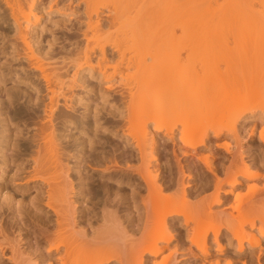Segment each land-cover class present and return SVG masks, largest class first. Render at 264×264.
I'll return each instance as SVG.
<instances>
[{
  "label": "bare ground",
  "instance_id": "1",
  "mask_svg": "<svg viewBox=\"0 0 264 264\" xmlns=\"http://www.w3.org/2000/svg\"><path fill=\"white\" fill-rule=\"evenodd\" d=\"M2 1L26 51L0 59V264H264V188L237 190L264 168V0H81V42L45 46L71 0ZM131 64L176 87L112 89Z\"/></svg>",
  "mask_w": 264,
  "mask_h": 264
},
{
  "label": "rangeland",
  "instance_id": "2",
  "mask_svg": "<svg viewBox=\"0 0 264 264\" xmlns=\"http://www.w3.org/2000/svg\"><path fill=\"white\" fill-rule=\"evenodd\" d=\"M76 1H78V2H76ZM70 2H71V5H72V6H71L70 3L68 2L70 6H68V7L66 8V10L68 9L67 11H64V12H63L64 9H63V10L61 9V11H60V12H62V13H64V14H67L68 17H67V16H66V17H67L68 19H70V20L65 21L64 18H63V20H62V18L59 17V20H60V21H59L58 24L56 25V26H58V27L55 26V27H56V28H55V27L51 26V27H52V28H51V27H50V25H52V24H51V23H52L51 21H53L54 18H53V20H50V22H51V23H49L50 25H49V24H45V23H43V21H45V19L43 18V21L40 23V26H43V25L45 24V25L47 26V28L44 26L46 30L44 29L45 31H43V33L41 32V34H42L41 37H40V38H41V39H40L41 41H40V40H39V41L42 42V43L45 42V43H43L42 45L45 46V45H46V41H48V40L51 38V36H52V35L50 34L51 32H53L54 35L57 37V40H56L57 42H55V43H58V44H59V43L62 44L61 42L65 43V44H68V43L71 42V39H72L73 41H74V38H75V40L77 39L75 36L78 37V35H76V34L73 33V32H74V28H76L77 26H80L79 23H81V22H80V20H81V13H79V12H81V0H73V1L71 0ZM1 3L5 4L2 0H0V4H1ZM72 3H73V4H72ZM74 3H75V4H74ZM3 4H1L2 7H1V5H0V10H1V8H2V10L0 11V14L3 13L4 16H5L6 18L8 17L7 19H9V21H10V18H9L10 15H9L8 8H7L6 6H4ZM3 7H4V10H3ZM5 7H6L7 10L5 9ZM3 11H4V12H3ZM6 12H7L8 14H7ZM6 15H7V16H6ZM8 15H9V16H8ZM78 15H79V17H77ZM56 16H58V14H57V15H56V14H53V17H56ZM66 17H65V18H66ZM56 18H57V17H56ZM56 18H55V20H56ZM75 19H76V20H75ZM66 20H67V19H66ZM9 21H7V22L9 23ZM46 21H48V20H46ZM56 21H58V20H56ZM64 21H65V22H64ZM69 21H70V22H69ZM48 22H49V21H48ZM1 23H2V22H1ZM77 24H78V25H77ZM1 25H2V24H0V27H1ZM7 25H8V27H9V28H8L9 30L5 27V26H7ZM40 26H39V27H40ZM3 27H5V28H3ZM10 27L13 28V26H11V22H10L9 24H6V25L2 26V27H1L2 30H1V28H0V37H1V38H0V40H1L0 42L3 43V44H4V42H5V45H2L3 47H2L1 44H0V46H1L0 48H2L1 51L5 50V51H3V52L0 51V59L3 60L2 58H4V56L7 57L9 54L12 55L13 53H15V52H14V50L16 49L15 44H14V47H13V45L11 46V44L16 43L17 40H18V43H16V46H17V50H16V52H17L18 50H20L21 55H20V54H19V55L13 54L14 56H13V55H12V56H8L7 58H5V61H3L4 63H6L4 66H3V62L0 61L1 64H2V67H3V68H1V65H0V68L3 69L5 73L7 72L5 69L9 68V67H10L9 65H11V66H12V65L17 66V64H19V62L17 63V61H16V63H14V62H15L14 59H16V57L18 56L19 59H16V60H18V61L21 60L22 57L24 58V54L22 55V52L26 51V48L23 47V46H25V45H24V43H22V42H23V41H22V38H21V37L19 38V37L17 36V33H16V32H15L16 35H11V32H10L11 29H10ZM48 27H50L51 29L48 28ZM72 27H73V30H72ZM41 28H42V27H41ZM54 28H55V29H54ZM5 29H7L8 31L5 30ZM39 29H40V28H39ZM3 30H4L5 32L7 31V32H6L7 35H8V33H9L8 38H6V39H5V37H7V36H6L5 33H3ZM11 31H12V34H13V33H14V30H11ZM75 32H76V30H75ZM15 33H14V34H15ZM78 33H79V32H78ZM78 33H77V34H78ZM3 34H5V35H3ZM19 34H20V33H19ZM56 34H57V35H56ZM79 34H80V35H79V37H78L77 40H79V41L81 42V39H82V37H81V32H80ZM10 35H11V36H10ZM20 35H21V34H20ZM20 35H19V36H20ZM22 35H23V33H22ZM12 36H14V37H12ZM15 36H16V38H17V37H18V38L14 40ZM73 36H74V37H73ZM69 37H73V38L70 39ZM11 38H12V39H11ZM65 38H67L68 40H67V39L65 40ZM3 39H5L6 41H3ZM9 40H12V42H13V41H15V42L12 43V42L9 41ZM50 40H51V39H50ZM50 40H49V41H50ZM64 40H65L66 42H64ZM69 41H70V42H69ZM73 41H72V42H73ZM74 42H75V41H74ZM6 43H7V44H6ZM22 44H23V45H22ZM9 46H11V50H9V49H10ZM58 46H59V45H58ZM4 47H5V48H4ZM6 47H7V48H6ZM12 47H13V51H12ZM54 47L57 48V45L55 44ZM18 52H19V51H18ZM20 52H19V53H20ZM5 53H6V54H5ZM15 55H16V56H15ZM19 56H20L21 58H20ZM8 58H9V59H8ZM10 58H11V59H10ZM12 59H13V60H12ZM6 60H7L9 63H8ZM22 60H23V59H22ZM12 61H14V62H13L14 64L11 63ZM23 62H24V61H23ZM23 62H22V63H23ZM25 65H26V64H25ZM115 65H116V63L113 64V66H115ZM131 65H132V64H131ZM131 65H130V66H131ZM5 66H8V67L6 68ZM123 66H124V65H123ZM128 66H129V65H127L126 67H128ZM130 66L128 67L129 70L126 69V67L123 68V74H122V75L125 77V79L121 78V79H122V83H120V82H121V79L118 78L119 76H117L116 81H115V85L113 86L112 89H115L116 91H120V90L125 91V90H127V89H129V88H132V89H149V88H150V89H154V88L157 89V88H158V89H161V90H162V89H165V90H166V86H167L168 84L171 83L170 85H172V83L177 82V79H175V80H172V82H171V80H169L170 83H167V84H166V82H164L163 84H162V82H161V83H158V84L156 83L157 86H156V84H155V85H148V84L144 85V84H140V85H141V86H140L138 83L142 81V79L145 77L146 74L143 73L141 70H139V68L137 69V67H135V65H132L131 67H130ZM133 66H134V67H133ZM124 69H126L125 72H124ZM136 72H137V73H136ZM125 73H126V75H125ZM138 74H139V75H138ZM143 74H144V75H143ZM137 75H138V76H137ZM139 76H140L141 78H142V77H143V78L141 79ZM126 77H127V78H126ZM117 79H118V81H120V82H118ZM119 79H120V80H119ZM137 80H138V81H137ZM9 82H11V80L7 81V86H8V87L11 86V84H10ZM117 82H118V83H117ZM137 82H138V83H137ZM131 83H132V84H131ZM133 83H134V85H133ZM9 84H10V85H9ZM137 84H138V85H137ZM159 84H160V85H159ZM147 86H148V88H147ZM150 86L153 87V88H151ZM159 86H160V87H159ZM8 87H7V88H8ZM142 87H143V88H142ZM164 87H165V88H164ZM168 87H169V86H168ZM172 87L175 88V87H176V84H173ZM174 88H171V87H170L169 89H174ZM167 89H168V88H167ZM163 91H164V90H163ZM116 99H119V96H118V95H116ZM90 107H91V108L93 107V103L90 104ZM80 108H81V107H80ZM80 110H81V109H80ZM141 110H142V109H138V111H141ZM170 112H172V111H170ZM170 112H169V113H170ZM173 112H175V110H174ZM173 112H172L171 114H173ZM169 113L167 112L166 114H165V113H163V114H165V116H166V115L169 114ZM171 114H170V115H171ZM177 114H178V113L175 112V116H176ZM170 115L168 116V117H170V118L172 117V118L170 119V121H171V120H172V121H175V120L177 119V118H176V119H173V116H172V115L170 116ZM173 115H174V114H173ZM175 116H174V117H175ZM168 117H167V118H168ZM178 118H179V115H178ZM249 123H251V121H250ZM249 123H248V125H249ZM248 125H247V127H248ZM161 134H163V131H161ZM257 139H258V138H257ZM222 140H223V138H222ZM224 140H227V139H224ZM224 140H223V141H224ZM223 141H221V142H223ZM247 141H248V140H247ZM249 143L251 144V141H249ZM165 144H166V142H165ZM167 144L170 145V146L167 148V149H168V152H167V154H165V157H167V159L169 158V162H170V164H175V162H174V161H175V158H174L173 153H172V144H170V142H167ZM206 151H207V150H205V152H206ZM220 151H221V152H220ZM202 152H204V150H203ZM219 152H220V154H219ZM219 152H218V149H217V154H218V155H217L216 153H215V155H214L215 158H216V162H215L216 164H218V162H219V164H220V163L222 162L221 159L224 160V158H227V160H228V158H229V153L226 154V152H225L224 150H222V149H219ZM165 153H166V152H165ZM222 153H224V154H226V155H221ZM220 156H222V158H220ZM223 156H224V158H223ZM225 156H228V157H225ZM248 159H250V158H246V160H248ZM227 160H225V161L227 162ZM220 161H221V162H220ZM198 162H200V161H198ZM200 163H201V162H200ZM200 163H199V164H200ZM84 165H85V166H84ZM86 165H87V166H86ZM201 165H202V166H201ZM263 165H264V164H263ZM83 167H84V168L86 167L85 169L90 170L91 172L94 171V170L90 169L91 166H89V164H87V163H85V162L83 163ZM199 167H200V169H201V170H200L201 173H199L200 171L198 170V175H199L198 177H199V179H201V180H202V179H205L206 177H208V175H211V177H213V176H212V173H211L209 170H206L207 168L205 167V165H204L203 163H201L200 166H198V168H199ZM256 167H258V166H256ZM256 167H254V169H255ZM88 168H89V169H88ZM198 168H197V169H198ZM205 168H206V169H205ZM260 168H261V167H260V165H259L258 169L256 168L255 171H258ZM261 169H263V170H261ZM261 169L259 170V172H261V173H258V172H257L258 177L256 176V177H254V178H252V179H249V180L245 181V184H243V185L241 186V187H243V188L239 187L240 189H237V190H238V191L240 190V192H242V193L246 192V189L248 188V187H246V186H248L247 184H251V185L253 184V186H251V185H250V186L253 187L254 189H255V188H257V189L264 188V175H263V174H264V172H263V171H264V168H261ZM251 171H253L252 174H254L253 167H252V170H251ZM262 172H263V173H262ZM202 173H203V174H202ZM249 173H250V175H251V172H249ZM201 174H202V176L200 177ZM207 174H208V175H207ZM260 174H261V175H260ZM248 175H249V174H248ZM262 175H263V176H262ZM204 176H205V178H204ZM198 177H197V180H199ZM6 182L9 184V180H8V179H7L4 183H6ZM7 183H6V184H7ZM192 184L195 185V182H193ZM254 185H255V186H254ZM5 186L8 187V185H5ZM227 187H228V186H227ZM254 189H253V190H254ZM247 190H248V189H247ZM261 190H262V189H261ZM261 190H258V191H261ZM238 191H237V192H238ZM255 191H257V190L255 189ZM263 191H264V190H263ZM260 193H262V191H261ZM24 195H25V196H24V199L29 198V197L32 195V191H30V192H28V193L26 192ZM27 195H30V196L26 197ZM230 197H231V198H230V200H231V199H233V197H235V196H234V195H231ZM1 201H2V200H1ZM231 201H234V199L231 200ZM230 203L232 204L233 202H230ZM138 204H140V202H138ZM228 204H229V203H228ZM243 204H244V203H243ZM223 207H224V206H223ZM223 207H222V208H223ZM228 207H229V205H228ZM228 207H227V205H226L224 208L226 209V208H228ZM242 207H243V206H241V208H242ZM141 209L143 210V208L140 206V207H139V213L142 212ZM228 209H229V208H228ZM228 209H227V210H228ZM140 210H141V212H140ZM257 210H260V209H257ZM257 210H256V211H257ZM242 211H243V210H242ZM256 211H255V212L253 211L254 213L252 212V213H253L252 215H254V214L256 213V216H255V217H258L257 215H259V214H257L258 211H257V212H256ZM260 211H261V210H260ZM260 211H259V212H260ZM235 212H236V211H235ZM260 213L263 215V212H260ZM236 214L238 215L237 212H236ZM141 215H142V214H141ZM249 215H250V214H249ZM262 215H261V216H262ZM129 216H130V215H129ZM259 216H260V215H259ZM127 217H128V216H127ZM222 217H223V218H222ZM222 217H221V218H222L221 221L223 220L222 222H225V221H226V218H228V217H226V216H222ZM224 217H226V218H224ZM218 218L220 219V217H218ZM218 218H214V219H218ZM219 219H218V220H219ZM221 221L219 220V224L221 223V225H222L223 223H222ZM214 222H215V220H214ZM216 222H218V221L216 220ZM209 224L212 225L213 222L210 221ZM209 224H208V225H209ZM213 225H216V223L213 224ZM217 225H218V224H217ZM255 231L258 232L256 229H255ZM15 235H16V234H15ZM229 236H231V235L229 234ZM262 238H263V245H264V237H262ZM234 242L236 243V241H234ZM212 248L214 249V247H212ZM212 248H211V249H212ZM213 252H215V251L213 250ZM165 254H166V252H165ZM213 254H214V253H213ZM158 258H159V257H158ZM160 258H161V257H160ZM160 258H159V259H160ZM213 259H214V258H213ZM238 260L240 261V259H238ZM241 260H242V259H241ZM239 261H238V263H239ZM263 261H264V260H263ZM239 264H241V261H240Z\"/></svg>",
  "mask_w": 264,
  "mask_h": 264
}]
</instances>
